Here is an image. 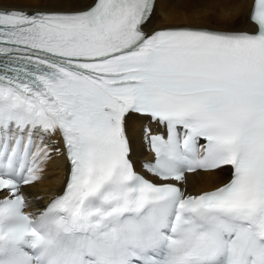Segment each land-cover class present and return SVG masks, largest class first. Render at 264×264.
Instances as JSON below:
<instances>
[{"label":"bare ground","instance_id":"6f19581e","mask_svg":"<svg viewBox=\"0 0 264 264\" xmlns=\"http://www.w3.org/2000/svg\"><path fill=\"white\" fill-rule=\"evenodd\" d=\"M92 0H0V8H15L47 11H77L87 7ZM251 0H155L152 13L144 28L148 32L166 27L187 26L222 31H254L255 27L248 21ZM134 166L137 170L148 171L143 160L151 161L148 151L147 135L162 130L156 123H151L147 116L129 113L125 120ZM47 142L53 140L46 136ZM43 144H46L44 142ZM32 150L41 151L42 164L39 179L20 191L26 198V208L34 211L47 199L62 188V170L66 169L62 156L54 149L42 150L35 142ZM48 155H45L47 154ZM174 175V174H173ZM168 176L177 183L182 193H200L224 183L229 175L228 167L190 174L182 172ZM177 176V174H176ZM171 177V178H170Z\"/></svg>","mask_w":264,"mask_h":264}]
</instances>
